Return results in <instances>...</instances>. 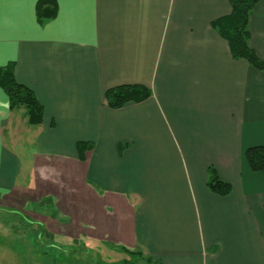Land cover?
<instances>
[{
    "label": "crops",
    "instance_id": "1",
    "mask_svg": "<svg viewBox=\"0 0 264 264\" xmlns=\"http://www.w3.org/2000/svg\"><path fill=\"white\" fill-rule=\"evenodd\" d=\"M51 1L43 21L38 0L0 3V67L12 63L43 106L24 166L3 142L24 110L0 88V204L55 199L58 222L151 258L139 264H264V171L245 156L264 145V71L233 58L212 27L229 1ZM249 32L264 62V0ZM121 84L151 95L110 108L104 92ZM78 141L92 148L79 156ZM209 167L228 195L209 190Z\"/></svg>",
    "mask_w": 264,
    "mask_h": 264
},
{
    "label": "rangeland",
    "instance_id": "2",
    "mask_svg": "<svg viewBox=\"0 0 264 264\" xmlns=\"http://www.w3.org/2000/svg\"><path fill=\"white\" fill-rule=\"evenodd\" d=\"M20 125V134L11 137L5 132L3 142L25 160V166L37 150L35 140L40 128L26 122ZM43 198L47 199L42 197L40 201ZM40 201L23 210L35 208L38 214H42L40 223L44 226L30 214L0 204V264H126L125 260L128 264L134 261L135 264L145 263L146 257L129 254L113 238L103 235L104 239L96 240L98 231L96 238L86 240L88 231L84 226L68 228V224L56 220L59 210L55 199H49L43 207Z\"/></svg>",
    "mask_w": 264,
    "mask_h": 264
},
{
    "label": "trees",
    "instance_id": "3",
    "mask_svg": "<svg viewBox=\"0 0 264 264\" xmlns=\"http://www.w3.org/2000/svg\"><path fill=\"white\" fill-rule=\"evenodd\" d=\"M230 13L217 18L212 22V27L224 38L229 47L231 56L235 59H245L250 65L264 71V62L256 55L249 45V20L254 6L259 0H228ZM55 7L51 0H38L36 4V15L39 21L47 20L54 16ZM0 88L8 98L9 108H23L26 121L30 125L39 124L42 121L43 106L35 97L33 91L16 81L13 73L12 63L0 67ZM151 95L150 90L140 84H121L110 87L104 92V99L110 108H120L128 102H141ZM92 148V143L78 141L76 151L82 156L86 150ZM246 159L253 171H264V145H255L245 151ZM207 186L214 194L228 195L231 187L227 182L222 181L215 170L208 168ZM39 202L46 205L49 198ZM129 254L140 252L130 251L122 247ZM126 264L127 263V260ZM145 261H151L147 258ZM129 262V261H128ZM129 264H135L129 262Z\"/></svg>",
    "mask_w": 264,
    "mask_h": 264
},
{
    "label": "snow or ice",
    "instance_id": "4",
    "mask_svg": "<svg viewBox=\"0 0 264 264\" xmlns=\"http://www.w3.org/2000/svg\"><path fill=\"white\" fill-rule=\"evenodd\" d=\"M3 2V0H0V3H2Z\"/></svg>",
    "mask_w": 264,
    "mask_h": 264
}]
</instances>
